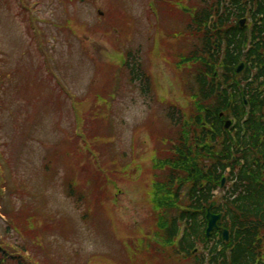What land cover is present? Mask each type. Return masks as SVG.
<instances>
[{"label": "rangeland", "instance_id": "374dc122", "mask_svg": "<svg viewBox=\"0 0 264 264\" xmlns=\"http://www.w3.org/2000/svg\"><path fill=\"white\" fill-rule=\"evenodd\" d=\"M22 1L29 7L26 18ZM155 6V0L1 3L0 68L25 69L13 74L19 89L0 84V94L13 88L10 96L17 101L0 108V166L6 184L0 238L24 247L22 232L12 230L6 238L9 220L4 216L18 210L37 213L46 251L32 247L28 257L39 252L61 264H170L149 252L157 231L150 192L154 157L169 147L166 109L176 105L189 111L192 70L182 71L175 57L188 53L194 42L171 25L172 19L166 23L160 11L152 16L163 31L151 27L147 16ZM123 50L140 54L152 95L129 84L121 69ZM122 76L127 80L118 86ZM84 135L96 137L101 163ZM91 167L103 170L108 193L88 177ZM140 241L145 252L131 251L130 242L135 247Z\"/></svg>", "mask_w": 264, "mask_h": 264}, {"label": "trees", "instance_id": "16d2710c", "mask_svg": "<svg viewBox=\"0 0 264 264\" xmlns=\"http://www.w3.org/2000/svg\"><path fill=\"white\" fill-rule=\"evenodd\" d=\"M239 1L236 0L235 4ZM2 2L9 4V0H0V8ZM22 3L21 10L26 18L29 12ZM236 12L233 14L238 19L245 13L239 8ZM74 22L69 18L68 25H74ZM30 24L29 31L32 29ZM71 32L75 34V31ZM202 36V49L195 48L178 65L188 67L194 77V86L189 87L190 113L174 106L165 112L171 136L165 141L169 147L158 149L154 157L150 200L157 231L148 244L149 252L163 262L168 259L170 264H264V29L255 30V45L246 56L243 55L247 45L246 31L239 28L218 31L212 37L205 30ZM213 38L220 47L223 38L229 44L224 62L220 61L221 50L216 51L213 47ZM214 50L216 55H213ZM129 58V84L140 87L144 95L151 94V77L143 71L140 57L129 51ZM242 62L246 63L247 69L238 76L235 68ZM24 69L18 72L1 67L0 84L4 86L9 82L14 85L13 74L18 75ZM240 85L245 86L251 104L249 119L243 125L246 107L241 99ZM14 86L20 88V85ZM12 90L0 94V107L17 103L15 97L10 96ZM229 91L236 99L231 110L227 109ZM221 114H224L223 119ZM232 118L237 120L238 130L235 149L225 130V120ZM93 121L96 129L98 120ZM92 140L96 141V137ZM233 155L237 156L236 160L232 159ZM1 167L0 207L6 189ZM228 169L232 170L230 175ZM238 169L240 171L236 173ZM89 173L94 184L100 186L103 193H108L103 187L105 178L99 171L92 169ZM227 175L229 189L218 199L215 193ZM70 194L75 196L73 191ZM78 199L82 200L81 197ZM215 201L218 202L215 213L224 214L223 226L230 232L228 244L221 238L211 245L206 236L207 208ZM6 217L10 223L6 238L14 230L23 233L19 235L26 243L24 247H18L0 240V264H58L49 256L42 258L39 252L31 259L25 256L32 247L35 251L38 248L46 251V239L40 232L37 213L18 210ZM45 228L51 229L50 226ZM200 246L204 252L195 255ZM129 247L133 252L146 250L142 241L135 247L130 242Z\"/></svg>", "mask_w": 264, "mask_h": 264}, {"label": "flooded vegetation", "instance_id": "af4514ba", "mask_svg": "<svg viewBox=\"0 0 264 264\" xmlns=\"http://www.w3.org/2000/svg\"><path fill=\"white\" fill-rule=\"evenodd\" d=\"M235 2L236 0H177L180 8L178 7L179 11L170 15L173 20L171 25L179 27L180 30L187 33V38L191 39L195 46H200L203 42L202 34L205 30L210 31L212 37L214 32L219 31L220 24L218 21L221 17H225V30L236 29L240 21L244 19H237L233 14L237 13L238 8L243 12L247 10L246 16H248L249 21L254 20L259 27H264V22L261 23L263 15L259 14L264 12V0H250L248 2L240 0L237 4ZM252 9L256 11L255 15L250 14ZM257 16L258 19H255ZM190 31L195 34L188 36Z\"/></svg>", "mask_w": 264, "mask_h": 264}, {"label": "water", "instance_id": "95a60500", "mask_svg": "<svg viewBox=\"0 0 264 264\" xmlns=\"http://www.w3.org/2000/svg\"><path fill=\"white\" fill-rule=\"evenodd\" d=\"M82 1H84V0H82ZM243 69H244V65H240L238 67V69H237V72L241 73ZM213 206L214 205H212L208 209V216H207V220L209 222V228H208V232H207L208 233V237H210L214 233L215 230H218V224H219V222L221 221V218H222V216H214V215L211 214V210L213 209ZM224 235H225V239L228 240V233L225 232Z\"/></svg>", "mask_w": 264, "mask_h": 264}]
</instances>
